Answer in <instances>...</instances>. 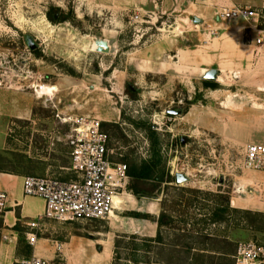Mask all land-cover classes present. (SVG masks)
I'll return each mask as SVG.
<instances>
[{
  "label": "rangeland",
  "instance_id": "374dc122",
  "mask_svg": "<svg viewBox=\"0 0 264 264\" xmlns=\"http://www.w3.org/2000/svg\"><path fill=\"white\" fill-rule=\"evenodd\" d=\"M189 4L0 0V170L44 175L49 165L48 174H62L58 167L70 157L61 138L70 125L59 118L82 115L99 119L111 162L146 159L154 130L164 169L185 176L161 184L157 199L136 200L127 184L115 218L62 222L64 239L81 240L82 253L65 247L53 264H194L186 247L194 231L198 238L209 234L214 243L204 248L215 251L223 239L236 247L264 238V201L245 193L261 177L242 166L245 145L264 143V45L250 52L232 34L206 50L184 19ZM48 12L65 19L51 21ZM97 38L109 41L107 52L96 51ZM186 45L195 48L190 56ZM207 64L221 69L207 80L215 88L205 85ZM40 85L50 92L40 94ZM226 202L225 220L212 221ZM161 212L169 216L157 229L161 241L144 242L155 237L152 221ZM142 218L151 223L139 227ZM235 247L203 259L234 264Z\"/></svg>",
  "mask_w": 264,
  "mask_h": 264
},
{
  "label": "built area",
  "instance_id": "2783aa9c",
  "mask_svg": "<svg viewBox=\"0 0 264 264\" xmlns=\"http://www.w3.org/2000/svg\"><path fill=\"white\" fill-rule=\"evenodd\" d=\"M260 16V11L250 6L223 7L217 13V17L224 21L242 19L256 31ZM205 29L209 36L217 35L219 30L214 24H206ZM258 32L255 41L261 44L263 35L260 30ZM59 119L70 125L61 140L69 149L70 165L67 170L71 176L26 175L22 179V193L43 199L42 219L59 223L106 220L114 209V196L122 193L127 186V166L109 160L108 135L101 129L99 119L82 115ZM242 166L261 176L246 184L245 193L254 191L264 201V143L245 145ZM8 200L7 193L0 189V212L7 208ZM38 225V220L28 223L30 229ZM26 237L33 245L36 234L30 231ZM232 258L234 264H264V238L237 243ZM23 263L50 264L35 255Z\"/></svg>",
  "mask_w": 264,
  "mask_h": 264
},
{
  "label": "crops",
  "instance_id": "0c3cea01",
  "mask_svg": "<svg viewBox=\"0 0 264 264\" xmlns=\"http://www.w3.org/2000/svg\"><path fill=\"white\" fill-rule=\"evenodd\" d=\"M194 1L196 0H191V4L186 6L185 11L188 12V14L184 19L190 21L193 29L195 28L194 30H196L197 34L202 37V39H200L201 45L202 47H205L206 50H209L212 45L219 43V41L224 36H229L232 34L236 35L237 39L240 41L238 43H241L243 48H247L245 50H249L250 52L257 50L259 46L264 45V29L258 27L259 25H264V0H197L199 1L198 3ZM194 3H197V5ZM233 6L257 7L261 13L258 21L259 23H257V31L254 29H251L250 31L247 30L245 21L242 19H234L236 26H227L225 23L233 20L224 21L217 17V13L221 8ZM195 19H198V21H195ZM206 24H214L217 26L219 29L218 33L219 31L223 30L220 36H218V33L217 36H209L207 34V30L205 29ZM258 30H260L261 34L263 35V42L261 44H257L255 41L259 36ZM106 41L110 47L109 41ZM240 48L244 50L242 47ZM185 49V55L187 56L193 54L195 50V48L187 45ZM205 49L202 50L205 51ZM202 50L198 49V51ZM205 58H212V60L215 61L217 59V54H205ZM211 64H207L208 66L204 65L202 67V75H204L210 69H215L217 71V77L218 72L221 71V69L217 67V63L215 66ZM69 165L58 167L59 170H65L62 172V174H59V177L69 178L71 176V173L67 170ZM44 172H46L45 174L52 172L49 165L47 168H45ZM175 174L176 172L174 173V176ZM24 176L25 175L22 173L0 170V189L5 191L9 198L7 208L3 212H0V264H24L23 261L29 259L32 255L42 257L48 260L50 264H53L59 260H63L65 256V247H74L76 250L75 252L81 254L83 245L81 240L64 239L65 235L60 229L62 223L41 218L44 209L43 199L38 196L23 195L22 179ZM128 182L129 177L127 179V184ZM131 196L136 200L151 198L145 196L137 198L133 194H131ZM156 197L153 198L157 199ZM149 205L151 206V204ZM146 211L148 213H152L149 209H146ZM111 217L115 218V213H113ZM158 217L159 215H157L156 218L154 217L155 220L152 221V223L155 224L156 234L158 229ZM35 220H38V227L30 229L28 223ZM147 220L148 219L146 218H142L139 219V221H136L138 222L139 227H144ZM149 221L150 220H148V222ZM30 231L36 234V239L33 245L29 244L26 237L27 233ZM188 249L191 251L190 255L192 258L194 248L188 247ZM209 249L211 251L207 253H216L218 256H224L220 252L223 251V249H219L217 251L214 249L212 250L211 248ZM203 264L214 263L204 261Z\"/></svg>",
  "mask_w": 264,
  "mask_h": 264
},
{
  "label": "trees",
  "instance_id": "16d2710c",
  "mask_svg": "<svg viewBox=\"0 0 264 264\" xmlns=\"http://www.w3.org/2000/svg\"><path fill=\"white\" fill-rule=\"evenodd\" d=\"M55 13H58V9H54ZM47 17L51 21H55L57 19H65V17H59V14H57L56 18H53V13L48 12ZM205 85L210 87H216L217 84L212 81L205 80ZM128 92V89H126ZM149 137L151 138V147H150V154L146 159H140L136 162H129L127 166V175L129 177L128 182V190L137 198L145 196V197H156V195L160 192V186L163 183H169L175 181V176L171 175L169 173L168 169H164V162L162 160V156L159 152V143H158V137L154 130L150 131ZM162 167L159 165L162 164ZM217 215H212V221H224L225 217L224 214L228 211L230 212L231 209L228 206V203L226 202L225 205L222 207V209H217ZM219 211L220 214H219ZM236 212V210H235ZM134 214V213H133ZM226 214V215H227ZM135 217H140L139 213H135ZM215 216V217H214ZM169 219V216L165 215V213H160L157 223L158 226L162 224V222ZM195 235H191V239H193L187 247H193L194 251L192 253V258L194 261V264H203V258L209 254L207 252L211 251L209 248L204 247H212V244L214 243V239H211L212 237L209 234L202 235V237L198 238L196 237L197 231H194ZM132 238H136L135 236H132ZM144 242H160L161 236L157 230V234L155 237L152 238H142ZM211 242V243H209ZM208 243V244H207ZM210 244V245H209ZM236 245V244H235ZM222 247L223 251H220L221 254L229 255L231 254L230 251L232 249H229V247H235L234 244L229 239H223L222 240ZM134 252L136 253L139 250V245H135L133 248Z\"/></svg>",
  "mask_w": 264,
  "mask_h": 264
},
{
  "label": "water",
  "instance_id": "95a60500",
  "mask_svg": "<svg viewBox=\"0 0 264 264\" xmlns=\"http://www.w3.org/2000/svg\"><path fill=\"white\" fill-rule=\"evenodd\" d=\"M195 21H198V19H195ZM99 42V46L96 49V51L99 52H107L109 50V45L105 39L97 38ZM217 71L215 69L208 70L204 75L203 78L205 80H214L216 77ZM175 179L177 183H181L183 180H185V176L181 173L175 174Z\"/></svg>",
  "mask_w": 264,
  "mask_h": 264
},
{
  "label": "bare ground",
  "instance_id": "6f19581e",
  "mask_svg": "<svg viewBox=\"0 0 264 264\" xmlns=\"http://www.w3.org/2000/svg\"><path fill=\"white\" fill-rule=\"evenodd\" d=\"M99 46V42L98 40L96 41V49L98 48ZM47 88V89H46ZM38 92L40 94H43V93H49L50 92V89H48V87H46L45 85H40V88H38ZM46 89V90H45ZM120 197L119 195H115L114 196V207H118V204H119V200H120ZM114 213V211L111 212L110 216H112Z\"/></svg>",
  "mask_w": 264,
  "mask_h": 264
}]
</instances>
